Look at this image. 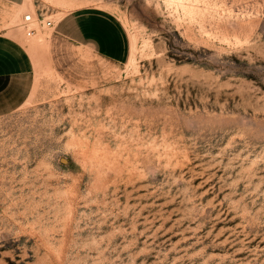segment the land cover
<instances>
[{
    "label": "rangeland",
    "instance_id": "rangeland-1",
    "mask_svg": "<svg viewBox=\"0 0 264 264\" xmlns=\"http://www.w3.org/2000/svg\"><path fill=\"white\" fill-rule=\"evenodd\" d=\"M0 33L35 64L0 82V264H264V0H0Z\"/></svg>",
    "mask_w": 264,
    "mask_h": 264
},
{
    "label": "crops",
    "instance_id": "crops-1",
    "mask_svg": "<svg viewBox=\"0 0 264 264\" xmlns=\"http://www.w3.org/2000/svg\"><path fill=\"white\" fill-rule=\"evenodd\" d=\"M1 1L17 8H23L27 2V0ZM93 9L95 8L72 10L56 27L66 38L93 47L99 55L112 60H122L127 54L128 47L122 34L123 27L126 26L119 24V21L108 12ZM131 55L132 53L129 59ZM34 69V61L25 46L0 33V82L28 78L33 75Z\"/></svg>",
    "mask_w": 264,
    "mask_h": 264
},
{
    "label": "built area",
    "instance_id": "built-area-1",
    "mask_svg": "<svg viewBox=\"0 0 264 264\" xmlns=\"http://www.w3.org/2000/svg\"><path fill=\"white\" fill-rule=\"evenodd\" d=\"M32 22H33V16L28 15V16L25 17V19H24V27H25V29L27 31L28 37H32V36H34L36 34V30L31 27V23ZM47 26L49 28H52V27H54V23L53 22H48Z\"/></svg>",
    "mask_w": 264,
    "mask_h": 264
},
{
    "label": "bare ground",
    "instance_id": "bare-ground-1",
    "mask_svg": "<svg viewBox=\"0 0 264 264\" xmlns=\"http://www.w3.org/2000/svg\"><path fill=\"white\" fill-rule=\"evenodd\" d=\"M34 13H35V12H34ZM28 15H29V14L25 15L23 19H25V17L28 16ZM31 16H33V24H35V22L37 21V20H36V16L34 17L33 14H31Z\"/></svg>",
    "mask_w": 264,
    "mask_h": 264
}]
</instances>
